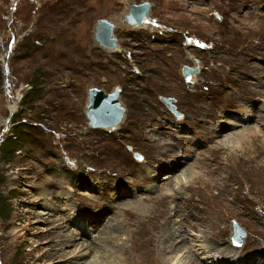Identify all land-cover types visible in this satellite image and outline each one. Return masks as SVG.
<instances>
[{"label":"rangeland","instance_id":"rangeland-1","mask_svg":"<svg viewBox=\"0 0 264 264\" xmlns=\"http://www.w3.org/2000/svg\"><path fill=\"white\" fill-rule=\"evenodd\" d=\"M142 1L151 3L148 21L139 28L124 23L128 5ZM106 18L114 24L118 44L114 49L104 48L95 39L97 21ZM263 47L264 0H0V205L8 204L10 210L8 218L0 217V264H55L53 259L41 258L55 246L56 237L48 229L52 225L49 219L54 218L41 214L49 209L47 191H71L73 202L88 211L107 207L110 199L111 208L98 215L96 229L80 219L68 231L82 226L91 231L85 240L94 241V245L105 243L103 225L116 223H111V218L118 215L124 231L116 237H124L130 245L128 216L123 217L118 210L134 205L152 214L164 200L160 193H169L168 182L183 188L186 178L180 177L181 186L177 180L189 163L195 165L189 175L194 180L191 185L186 183L183 198L171 205H180L183 200L189 203L178 206L175 215L171 213V224L179 228L174 241L188 231L185 246L200 253L204 238L201 241L197 236L212 233L219 246L228 242L232 246L234 225L238 224L246 233L244 244L241 249L232 247L239 249L238 255L259 253L264 259L263 143L237 140L227 149L216 143L224 136H214L228 120L232 122L223 133L246 134L245 128L251 126L263 130L257 120H246L252 109L258 110L254 111L258 115L264 112ZM251 65L250 70L245 68ZM183 66H200V72L186 78ZM116 87H120L125 109L122 122L114 128L92 127L86 115L89 89L109 93ZM237 89L246 97L233 105L230 99L237 96ZM162 97L175 99L181 118L170 111ZM241 100L245 102L241 104ZM157 127L159 132H168L159 138L167 143L164 147L169 153L182 156L185 151L182 157L186 164L174 171L161 165L171 157L158 152V140L149 138V129ZM12 131L17 138L13 136L11 148L1 149ZM175 133L177 137H173ZM135 152L144 156L143 162L134 158ZM230 153L251 161L234 160ZM216 155V161H211ZM167 173L174 177L165 180ZM198 174L201 181L194 178ZM116 186L125 188L124 192H117ZM86 191L89 196L83 193ZM190 195L197 199V206L191 205ZM222 196L227 197V206H232L222 207L226 218L219 228L226 229L224 235L205 219L207 212L200 200L219 201ZM184 249L168 264H180L187 253ZM251 260L226 264H264ZM203 262L212 264L207 259Z\"/></svg>","mask_w":264,"mask_h":264},{"label":"bare ground","instance_id":"bare-ground-1","mask_svg":"<svg viewBox=\"0 0 264 264\" xmlns=\"http://www.w3.org/2000/svg\"><path fill=\"white\" fill-rule=\"evenodd\" d=\"M248 3V2H247ZM250 7V6H247ZM127 14V13H126ZM263 20V19H262ZM129 25V24H127ZM132 26V25H129ZM133 27V26H132ZM262 40V39H261ZM260 42V40H259ZM257 43V42H256ZM259 45V44H258ZM260 48V46H259ZM264 48V47H263ZM262 51V50H261ZM258 54V53H257ZM256 56V55H255ZM253 59V58H252ZM256 59V58H255ZM254 59V60H255ZM250 63V62H249ZM252 63V62H251ZM255 63V62H254ZM261 63V62H260ZM259 65V64H258ZM236 66V65H235ZM253 66L251 65L249 66H245V68L247 69H251ZM256 67V66H255ZM230 69V68H229ZM235 69V68H234ZM241 69V68H240ZM238 70V69H237ZM243 70V69H242ZM236 71V70H235ZM253 71V70H252ZM257 71V70H256ZM260 71V70H259ZM227 72V71H226ZM258 72V71H257ZM262 72V71H261ZM238 73V72H237ZM242 73V71H241ZM264 73V70H263ZM195 74V73H194ZM232 74V73H231ZM236 74V73H235ZM245 75V74H244ZM258 75V74H257ZM226 76V75H225ZM254 76V75H253ZM172 77V76H171ZM233 77V76H231ZM241 77V76H240ZM252 77V76H251ZM262 77V76H261ZM173 78V77H172ZM227 78V76H226ZM242 78V77H241ZM240 78V79H241ZM258 78V77H257ZM231 79V78H230ZM243 79V78H242ZM264 79V77H263ZM248 80V79H247ZM258 80V79H257ZM256 80V81H257ZM261 80V79H260ZM232 81V80H230ZM236 82V80H235ZM234 82V83H235ZM259 82V81H258ZM225 83V82H222ZM247 83V82H246ZM251 83V82H250ZM249 83V84H250ZM253 83V82H252ZM197 85V82H194V85ZM226 84V83H225ZM228 84V83H227ZM241 84V83H240ZM256 84V83H255ZM260 84V83H259ZM264 84V82L262 83ZM193 85V84H192ZM195 85V86H196ZM223 85V84H222ZM234 85V84H233ZM247 85V84H246ZM252 85V84H251ZM194 86V87H195ZM242 86V85H241ZM236 87V86H235ZM221 89V88H220ZM244 89V88H243ZM229 90V89H228ZM248 90V88L246 89ZM223 91V90H222ZM263 91V90H262ZM187 92V91H186ZM224 92V91H223ZM253 92V91H252ZM264 92V91H263ZM188 94V93H187ZM234 95V94H233ZM257 95V94H256ZM251 96V95H250ZM246 97L245 93L243 94V92L240 89H237V96L236 97H232L230 100L232 101L233 105L238 102V100L240 98H244ZM255 97V96H254ZM221 98V96H220ZM219 98V100H220ZM200 99V98H199ZM222 99V98H221ZM254 99V98H253ZM224 100V99H223ZM202 101V100H201ZM231 101H228V103H231ZM246 101V99H245ZM243 100H241V104L243 102H245ZM250 100H248L249 102ZM221 102V101H220ZM227 102V101H226ZM252 102V101H251ZM254 102V101H253ZM262 102V101H261ZM260 102V103H261ZM225 103V104H228ZM231 103V104H232ZM247 103V102H246ZM245 103V104H246ZM250 103V102H249ZM215 104V102H214ZM211 105V104H210ZM207 103V109H210V106ZM221 105V104H220ZM251 105V103H250ZM259 105V104H258ZM262 105V104H261ZM222 106V105H221ZM247 106V105H246ZM214 107V106H213ZM212 107V108H213ZM220 107V106H219ZM241 107V105H240ZM261 107V106H260ZM215 108V107H214ZM217 108V107H216ZM228 108V107H227ZM252 108V107H251ZM254 108V107H253ZM262 109V108H261ZM260 109V110H261ZM234 110V109H233ZM212 111V110H211ZM217 111V110H216ZM221 111V110H220ZM219 111V112H220ZM254 111H256L255 109H252L251 111L248 112L249 116H248V121L249 120H257V123H259V125L261 127L264 126V112L262 111L261 114H257L254 113ZM258 111V110H257ZM256 111V112H257ZM205 112V111H204ZM208 112V110H207ZM213 112V111H212ZM241 112V111H240ZM197 113V112H196ZM203 113V112H202ZM214 113V112H213ZM216 113V112H215ZM198 114V113H197ZM251 114V115H250ZM199 115V114H198ZM218 115V114H217ZM164 116V115H163ZM208 116V115H207ZM226 116V115H225ZM224 116V117H225ZM213 117V116H212ZM240 117V116H239ZM209 118V117H208ZM221 118V117H220ZM202 119V118H201ZM212 119V118H211ZM214 119V118H213ZM217 119V117H216ZM226 119V118H225ZM229 119V118H228ZM227 119V120H228ZM210 120V118H209ZM224 120V119H223ZM247 120V119H246ZM157 121V120H156ZM196 121V120H194ZM199 121V120H198ZM222 121V120H221ZM159 122L161 124H163V122L161 121V119L159 120ZM166 122V121H165ZM197 122V121H196ZM204 122V121H203ZM219 122V121H218ZM232 120H228L225 121V124L219 126V128H217L215 130V135L214 136H222L223 139L221 140H216V143L221 146V147H226L228 149V147L230 146V144H234L237 140H241L244 143H251L253 145H255V141H260L261 143H263L262 146V159L264 160V138H262V136L264 134H260L263 132V130L259 129L257 130L255 128V126H251L250 128H245L246 130L248 129V132L246 134H238L236 132H230V131H226V133L224 132V128L228 129V126L231 124ZM235 122V121H234ZM250 122V121H249ZM210 123V122H209ZM221 123V122H220ZM238 125H243L240 124V122H237ZM248 123V122H247ZM211 124V123H210ZM249 124V123H248ZM202 125V124H201ZM212 125V124H211ZM215 125V124H214ZM246 125V124H245ZM163 126L166 127V124ZM177 126V125H176ZM203 126V125H202ZM145 127V126H144ZM172 126H168L167 128H171ZM205 126H203L204 128ZM237 127V126H236ZM103 128V127H101ZM153 128V127H152ZM162 128V127H161ZM175 131L179 132L182 130H178V128L173 127ZM107 129V128H104ZM148 129V128H147ZM198 129V128H197ZM202 128H200L199 130H201ZM205 129V128H204ZM202 129V130H204ZM211 129V127H210ZM215 129V128H214ZM242 129V128H241ZM157 130V131H156ZM166 130V129H165ZM209 130V129H208ZM236 130V129H235ZM150 132V137L152 138L154 141H157L156 147L158 152L162 151L164 152V154L167 157H171V160L169 159L168 162H163V165L165 167V169H170L171 171H174V168L176 167H180L181 165H183L184 163L186 164V158L182 157L185 154L182 153L178 154V153H169V150H167V148L165 149V145L167 143L162 142L159 138V136L163 135L164 132H159V127H157V129H149ZM186 131V130H185ZM206 131V129L204 130ZM210 131V130H209ZM223 131V132H222ZM245 131V130H244ZM159 132V133H158ZM187 132V131H186ZM199 132V131H198ZM197 132V133H198ZM201 132V131H200ZM223 134H222V133ZM181 133V132H180ZM185 133V132H184ZM188 133V132H187ZM214 133V132H213ZM167 135V133H164ZM183 134V133H182ZM209 134V133H208ZM185 135V134H184ZM183 136H179V137H184ZM203 135V134H202ZM212 135V134H211ZM178 135L175 133V135L173 134V137H177ZM189 136V135H188ZM187 137V136H186ZM205 137V136H204ZM209 137V136H208ZM169 138V137H168ZM197 138V137H196ZM216 138V137H215ZM166 139V137H165ZM186 139V138H185ZM188 139V138H187ZM207 139V138H206ZM218 139V138H217ZM151 140V139H150ZM167 140V139H166ZM191 140V139H190ZM202 140V139H200ZM204 140V139H203ZM213 140V139H212ZM169 141V140H168ZM170 142V141H169ZM173 142V141H172ZM175 142V141H174ZM188 142V141H187ZM209 142V141H208ZM171 143V142H170ZM207 143V142H206ZM214 143V142H212ZM188 145V143H187ZM200 145V144H199ZM208 145V144H207ZM210 145V144H209ZM217 145V146H218ZM249 145V144H248ZM171 146V145H170ZM189 146V145H188ZM197 146V145H196ZM204 146V145H203ZM214 146V145H212ZM208 147V146H207ZM211 147V146H210ZM239 147V146H238ZM241 147H243L241 145ZM251 147V146H250ZM156 149V148H155ZM177 149V148H176ZM200 149V148H199ZM243 149V148H242ZM197 150V149H196ZM201 150V149H200ZM220 150V149H219ZM173 152V151H172ZM197 152V151H195ZM217 152V151H216ZM226 153V150L224 151ZM157 153V152H156ZM235 153V152H234ZM234 153H230L229 155L231 157H233L234 160H239V161H251V158L249 157H244L243 155L240 156H236ZM243 153V152H242ZM246 153V152H245ZM214 154V153H213ZM228 154V153H227ZM248 154V153H246ZM197 155V154H196ZM195 155V156H196ZM199 155V154H198ZM219 155V154H218ZM218 155L214 156L212 158L211 161H216V159L219 157ZM222 155V154H220ZM211 156V155H210ZM197 157V156H196ZM206 157V156H205ZM193 158V157H192ZM202 158V157H200ZM211 158V157H210ZM167 159V158H166ZM189 161V160H188ZM187 161V162H188ZM192 161V160H191ZM235 162V161H234ZM146 163V162H145ZM210 163V162H209ZM223 163V162H222ZM192 164V165H191ZM216 164V163H215ZM147 165V164H146ZM213 165V164H212ZM194 163H189L187 164L184 169H182L181 175H179V179L177 180V184H179V186H181V181H180V177L186 178V183H188V185H191L190 182H192L194 179L190 180V174H192V172H194ZM208 166V165H207ZM206 166V167H207ZM210 166V165H209ZM162 167V166H161ZM204 167V168H206ZM147 168V167H146ZM154 168V166H153ZM198 169V168H197ZM196 169V170H197ZM150 170V169H149ZM148 170V171H149ZM158 171V169H156ZM202 170V169H201ZM213 170V169H212ZM161 172V171H160ZM198 172V171H197ZM205 172V171H204ZM153 173V172H152ZM202 173V172H201ZM157 174V173H156ZM204 174V173H202ZM151 175V174H150ZM166 175V176H165ZM194 176V175H193ZM173 174L170 175V173L164 174V179H170L173 178ZM192 177V176H191ZM154 178V177H153ZM189 178V179H188ZM197 181H201L202 178L201 176L198 174L196 177H194ZM146 179V178H145ZM151 179V177H150ZM153 180V179H151ZM190 180V181H189ZM154 182V181H153ZM204 182V181H202ZM209 182V181H208ZM84 183V182H83ZM170 185L169 193H164L161 192V196L164 198L161 199L162 202L158 207H154V210L152 212V214L150 213H144L142 212L143 210L141 208H138L136 206H132V205H126L123 209L118 210L122 212L123 217L124 216H128L126 219H128V226L131 227L132 229L129 231L131 233L129 241H130V245H128V243L124 242V237H116L117 234L120 233V231H124L123 229V223H121L120 221H118V215L114 216V219L112 216L111 220L113 223L114 221L116 223L111 224V225H103V227L105 228V230L103 231L105 238L104 241L105 243H99L97 245H94V241H87L84 238L88 237L85 234L91 231H88L85 227L82 228V226L77 230H73L70 232L68 231L69 227L74 225L73 223L77 222L81 219L85 221V224H88L91 226L92 229H96L97 226L99 225V214L101 212H105L108 211V209L111 208L112 205V201L110 199H108V206L107 207H101L100 210L96 211H88L86 209H83L81 207H79L75 202H73L74 200L72 199V192L71 191H65L64 189H61L60 191H47V194L44 193L46 196L45 201L48 203V211L43 212L41 214L44 215H49L51 217H53L54 219H49L52 220V225H50L48 228L50 233H54L57 237L53 240V246L55 244V246L49 251H46L44 253L41 254V258H49V259H53L52 263L55 264H168L170 262V260L172 259L173 255H178L179 253H181L183 251V249H187V245L185 246V242L186 239L188 238V231H187V235L185 234H180V240H178V242H175V238H176V234L177 231L179 230V228H174L173 225L171 224V218L178 212H176V210L178 209V206L181 207L180 205L183 204V206H186V201L187 200H183V202H181L180 205H178V203L174 206H171L174 200H178V199H182L183 195L182 192H185L186 190V183L183 185V188H176L175 185L173 186V184L171 182H168ZM150 184V183H149ZM148 184V185H149ZM156 184V183H155ZM154 184V185H155ZM160 184V182H159ZM172 184V186H171ZM183 184V182H182ZM209 184V183H208ZM146 185V184H145ZM143 186V185H142ZM156 186V185H155ZM112 187V186H111ZM156 188V187H154ZM78 189V188H77ZM115 189L117 190V192L121 193L122 191L124 192L123 187H119L116 186ZM202 189V188H201ZM205 189V186H204ZM221 189V188H220ZM80 190V189H79ZM150 190V189H148ZM111 191V190H110ZM115 191V190H114ZM166 191V190H165ZM199 191L196 190L195 192ZM208 191V190H206ZM45 192V191H44ZM113 192V191H112ZM209 192V191H208ZM214 192V191H213ZM223 192V191H222ZM84 194L88 195L90 193L83 192ZM186 193V192H185ZM221 193V191H220ZM224 193V192H223ZM110 194V193H109ZM140 194V193H139ZM144 194V193H143ZM142 194V195H143ZM188 194V193H187ZM192 194V193H190ZM197 194V193H195ZM205 194V193H204ZM216 194V193H215ZM92 195V194H91ZM94 195V194H93ZM208 195V194H207ZM210 195V194H209ZM224 195V194H223ZM117 196V195H115ZM139 196V195H138ZM74 197V195H73ZM148 197V196H147ZM150 197V196H149ZM202 197V196H201ZM205 197V196H203ZM221 197V196H220ZM223 197V196H222ZM114 199H116V197H113ZM155 198V197H154ZM186 198V197H184ZM189 198V197H188ZM199 198V196H198ZM219 198V197H218ZM36 199V198H35ZM107 199V198H106ZM132 199V198H131ZM152 199V198H151ZM170 199V200H168ZM191 205L193 206H197L198 205V201L196 202V198L193 195H190V201ZM96 200V198H95ZM157 200V199H156ZM203 202V206L202 209L206 210L207 215L205 216V219H209V221L211 222L212 226L217 227L216 230H218V228L220 227V223L223 221V218H226V214L224 212H226L224 209H222V207H225L226 209H230L232 206H227V197H223L222 200H213V201H207L206 199H200ZM211 200V199H210ZM26 201V200H25ZM44 201V202H45ZM101 201V200H100ZM142 201V200H141ZM154 201V200H153ZM160 201V200H158ZM105 202V201H104ZM106 202V203H107ZM200 202V201H199ZM46 203V204H47ZM62 203V204H61ZM215 203V205H214ZM61 204V205H60ZM102 204V203H101ZM189 204V203H187ZM217 204H220L219 207L217 208ZM33 205V204H32ZM50 205V206H49ZM106 205V204H105ZM104 205V206H105ZM156 205V204H154ZM46 207V206H45ZM87 207V206H86ZM91 207V206H90ZM98 207V206H97ZM96 207V209H97ZM135 207V208H134ZM152 207V206H151ZM159 207H162L161 209ZM93 208V207H92ZM116 208V207H115ZM145 208V207H144ZM182 208V207H181ZM188 208V207H187ZM198 208V207H197ZM47 209V208H46ZM94 209V208H93ZM142 211H141V210ZM146 209V208H145ZM189 209V208H188ZM199 209V208H198ZM115 210V209H114ZM150 210V209H149ZM179 210V209H178ZM244 210V209H243ZM184 211V210H183ZM41 212V211H40ZM95 212V213H94ZM150 212V211H149ZM174 212V215H171V213ZM182 213V212H181ZM185 213V212H183ZM200 213V212H199ZM202 213V212H201ZM58 215V216H57ZM151 215V216H150ZM178 215V214H177ZM205 215V214H204ZM229 215V214H228ZM57 216V217H56ZM181 216V215H180ZM183 216V214H182ZM178 217V216H177ZM176 217V218H177ZM228 217V216H227ZM49 218V217H47ZM175 218V217H174ZM180 218V217H178ZM182 218V217H181ZM197 219V218H196ZM204 219V220H205ZM110 220V219H109ZM177 220V219H176ZM184 220V219H183ZM227 221V220H226ZM83 222V221H82ZM152 222V223H151ZM205 222V221H204ZM173 223V222H172ZM177 223V222H176ZM182 223V222H181ZM210 223V222H209ZM105 224V223H104ZM231 223H229L230 225ZM186 225V224H185ZM189 225V224H188ZM204 226V225H203ZM185 227V226H184ZM200 227V226H199ZM214 227V228H215ZM222 227V226H221ZM201 228V227H200ZM232 228V227H231ZM47 229V230H48ZM188 229V228H187ZM202 229V228H201ZM98 230V229H97ZM182 231V230H181ZM184 231V230H183ZM93 232V231H92ZM128 232V234H129ZM205 232V231H204ZM209 232V231H208ZM95 233V232H94ZM102 233V234H103ZM179 233V232H178ZM201 233V231H200ZM220 235L221 234H226V229L223 227V229L219 228V232ZM229 233V231H228ZM53 234V235H54ZM101 234V235H102ZM212 234V233H210ZM210 234H200L197 236L198 240H201L202 238L203 241L200 244V246L203 245L201 249V252H191L190 250L187 249V253L186 256L184 257V259L180 260V264H206L203 261L205 259L210 260L212 264H216V263H222V264H226V263H232L234 262V260L236 259H240L241 261H245L246 259H252V260H257V261H263L264 263V259H262V257H260V254L257 253H250L248 254V256H244V255H238V251L239 249H235L231 246L230 242L229 245H223V246H219L216 243H219L218 241L215 243L212 240V236ZM91 235V234H90ZM100 235V236H101ZM264 235V234H263ZM263 235L261 234L260 236H257L258 240L262 239ZM50 236V235H49ZM99 236V238H100ZM95 237V236H94ZM103 237V236H101ZM127 237V236H126ZM159 237L158 240H156V238ZM178 237V236H177ZM178 237V238H179ZM46 238V237H45ZM54 238V237H53ZM98 238V236H97ZM52 239V238H51ZM83 239V240H80ZM90 239V238H88ZM126 239V238H125ZM190 239V238H189ZM192 239V238H191ZM80 240V241H78ZM93 240V239H90ZM175 240V241H174ZM45 241V240H44ZM101 241V240H100ZM191 241V240H190ZM220 241V240H219ZM228 241V239H227ZM52 242V241H51ZM187 242V241H186ZM192 242V241H191ZM198 242V241H197ZM227 243V242H226ZM192 244V243H191ZM256 245L260 246L258 243H256ZM73 248H70L72 247ZM191 246V245H190ZM193 246V245H192ZM49 247V246H48ZM189 247V246H188ZM191 247H189L190 249ZM184 249V250H185ZM241 249V248H240ZM249 250V249H248ZM199 251V250H198ZM237 251V253H235ZM40 252V251H39ZM254 252V251H253ZM257 252V251H256ZM244 253V252H243ZM182 254V253H181ZM35 256V255H34ZM174 258V257H173ZM261 258V259H260ZM56 259V260H55ZM260 259V260H258ZM55 260V262H54ZM233 260V261H232ZM246 260V261H247ZM251 260V261H252ZM51 261V260H50ZM183 261V262H182ZM245 261V262H246ZM178 262V261H177ZM243 263V262H242ZM26 264V263H25ZM38 264V263H37ZM237 264V263H236ZM258 264V263H257Z\"/></svg>","mask_w":264,"mask_h":264},{"label":"water","instance_id":"water-1","mask_svg":"<svg viewBox=\"0 0 264 264\" xmlns=\"http://www.w3.org/2000/svg\"><path fill=\"white\" fill-rule=\"evenodd\" d=\"M129 12L126 15L124 23L133 26H141L147 20V15L150 10L148 2L139 4H130ZM114 25L106 19H99L95 28L96 41L107 49L117 47V39L113 33ZM199 67L192 69L184 67V75L198 74ZM88 103L86 105V115L90 121V125L94 128H114L119 125L125 115V109L120 102V88L116 87L113 91L106 93L99 88H90ZM163 102L170 105L171 99L162 97ZM172 106V105H170ZM240 234H244L243 229L237 225V232L233 237L234 243H240Z\"/></svg>","mask_w":264,"mask_h":264},{"label":"trees","instance_id":"trees-1","mask_svg":"<svg viewBox=\"0 0 264 264\" xmlns=\"http://www.w3.org/2000/svg\"><path fill=\"white\" fill-rule=\"evenodd\" d=\"M15 117V116H14ZM13 117V119H15ZM20 125L21 126H24V124L23 123H20ZM13 136L15 137V138H17V133L14 131H12V134L9 136V143H6V142H8L7 141V139H5L4 141H3V143H2V145H1V149L3 148V147H5L6 149H8V148H11V144L13 143ZM4 149V148H3ZM6 152H8V151H6ZM5 152V153H6ZM7 206H8V204H2V205H0V217L1 218H3V219H5V218H8L9 217V214H10V210H8V208H7ZM9 207H10V204H9Z\"/></svg>","mask_w":264,"mask_h":264},{"label":"flooded vegetation","instance_id":"flooded-vegetation-1","mask_svg":"<svg viewBox=\"0 0 264 264\" xmlns=\"http://www.w3.org/2000/svg\"><path fill=\"white\" fill-rule=\"evenodd\" d=\"M142 2H145V1H142ZM142 2H136V3H132V4H139V3H142ZM146 2H148V1H146ZM149 4H150V9H151V3L150 2H148ZM130 5V4H129ZM129 5H128V8L130 9V7H129ZM129 9H128V12H129ZM127 12V13H128ZM127 15V14H126ZM126 15H125V17H124V20L126 19ZM149 15H150V10H149V12H148V15H147V18H149ZM106 20L107 21H109V22H111L109 19H107L106 18ZM124 22V21H123ZM97 23H98V21H97ZM112 23V22H111ZM113 24V23H112ZM126 24H128V23H126ZM114 25V24H113ZM130 25V24H129ZM133 26V25H132ZM142 26V25H141ZM141 26H134V27H141ZM113 33H114V28H113ZM117 46H118V44H117ZM184 67V66H183ZM183 67H182V74H183V76H184V73H183ZM114 90V89H113ZM112 90V91H113ZM89 95V94H88ZM122 104V103H121Z\"/></svg>","mask_w":264,"mask_h":264}]
</instances>
